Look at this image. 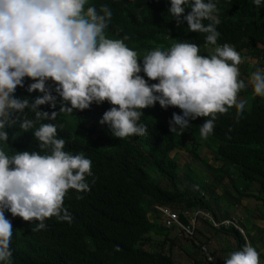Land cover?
<instances>
[{"label":"clouds","instance_id":"obj_1","mask_svg":"<svg viewBox=\"0 0 264 264\" xmlns=\"http://www.w3.org/2000/svg\"><path fill=\"white\" fill-rule=\"evenodd\" d=\"M218 3L170 0L168 11L178 26L186 23L190 32L205 34L207 44L214 46L212 54L202 55L200 45L182 40L168 50L152 49L141 60L137 50L125 43L127 37L107 35L113 17L108 4L97 8L91 0H0V264H13L14 229L6 210L13 217L38 222L33 230L40 231L51 217L71 223L74 217L64 206L66 194L70 189L81 193L91 189V159L66 150L57 125L44 121L107 101L112 107L100 123L107 125L114 137L143 136L147 133L146 125L140 122L143 109L158 102L162 108L181 110L182 114L173 113L171 132L183 133L192 120L210 117L199 126L201 138L207 139L214 132L217 114L228 113L233 107L243 114L247 101L239 99V94L248 83L241 78L239 66L246 58L241 55L244 51L218 44ZM253 3L264 6V0ZM205 20L212 22L205 24ZM25 78L32 81L27 91L40 93L34 99L15 95ZM149 80L158 82L150 84ZM49 81L55 84L54 90ZM249 82L253 94L264 97V68L253 71ZM58 97L59 111L41 109L43 105L56 109ZM17 123L24 132L34 129L40 150L14 154L5 150L7 130ZM158 208L170 211L153 205L149 214L155 215L158 224L185 236L175 226H166ZM197 212H204L216 224L238 219L244 234L233 227H216L210 219L197 217ZM171 213L185 227L194 221L195 229L197 221L206 220L216 229L237 231L247 238L240 216L215 219L207 211L192 209L186 214L188 224H184L177 213ZM202 246L212 262L199 254L213 263L212 250L199 245V251ZM224 264H261L260 253L248 242L231 252Z\"/></svg>","mask_w":264,"mask_h":264},{"label":"trees","instance_id":"obj_2","mask_svg":"<svg viewBox=\"0 0 264 264\" xmlns=\"http://www.w3.org/2000/svg\"><path fill=\"white\" fill-rule=\"evenodd\" d=\"M91 2L97 8L101 4L112 8L113 17L107 35L121 39L127 37L125 43L137 50L141 60L152 49L168 50L182 40L200 45L202 55L213 52L214 46L207 44L205 34L190 32L186 23L177 25L168 13L170 0ZM218 7L217 15L221 21L217 25L221 33L218 44H230L238 52L248 51L264 62V6L257 7L253 0H219ZM140 74L144 76L143 72ZM157 82L149 80L150 84ZM30 83L32 81L25 78L24 86L18 87L15 95L30 99L40 95L27 91ZM48 86L55 88L51 81ZM244 97H250L249 110L238 114L233 107L228 113L217 114L214 132L207 138L209 143L210 140L217 141L215 156L220 163L217 168L204 163L197 154L201 142L205 141L200 136L199 126L210 117L192 120L191 127L183 133L171 132L173 113H181V110L171 106L162 108L158 102L143 109L140 122L147 127L143 136L114 137L108 126L100 123L104 112L112 107L107 101L99 105L93 103L82 111L74 109L72 113H61L53 121H44L57 125L58 136L66 140V150L73 154L83 153L91 159L93 176L88 177L91 189L83 193L70 189L66 194L64 206L74 217L71 223L51 217L46 221V228L40 231L33 230L38 222L13 217L6 210L5 215L12 221L14 229L13 264H176L170 253L175 241L181 239L191 244V250L186 254L195 263L211 264L200 254L198 256L199 245L207 243L194 244L197 234L205 236L203 224L230 236L235 244L234 251L242 249L249 241L237 231L216 229L208 221L199 220L202 227H197V221L194 234L191 237L181 234L179 239L176 233L160 226L149 213L153 205L164 206L177 213L184 224H188L186 214L192 209L207 211L215 219L228 216L222 213L218 217L205 193L201 192L192 199L177 189L179 167L172 154L182 148L216 174L210 186L207 183L202 185L204 191L213 189L214 185H225L226 178L231 183L229 189H225L227 197L241 195L244 198L248 196L246 187L252 185L257 187L258 194L264 195V97L254 95L250 84L239 94V99ZM59 107L58 97L56 109L48 105L41 106V109L51 113L59 111ZM32 115L29 113V117ZM7 131L9 141L4 147L9 154L40 150L39 142L32 134L34 129L24 132L17 123ZM150 172L157 173L169 183V187H161ZM233 175L243 181L244 190L236 187ZM167 244L169 251H165ZM198 257L203 261L196 259ZM260 259L264 264V251Z\"/></svg>","mask_w":264,"mask_h":264},{"label":"rangeland","instance_id":"obj_3","mask_svg":"<svg viewBox=\"0 0 264 264\" xmlns=\"http://www.w3.org/2000/svg\"><path fill=\"white\" fill-rule=\"evenodd\" d=\"M208 51L209 50H207V52ZM240 99L247 101L245 109L249 110L251 103L250 97H244ZM208 141L209 140L205 139V141L201 142V147L198 149L197 154L200 160H204V163H208L213 168H217L220 164L215 156L217 141L213 142L210 140L212 144ZM172 156H175L179 167L177 189L180 190L181 193L186 192L187 196L192 199L197 197V195H199L201 192L205 193L206 200H209L212 211L218 217H221L222 213H227L229 217L240 216L244 218L242 225L245 232V228L248 230L246 232L247 239L254 247H256L260 254H262V251H264V220L262 219L264 218V195L258 194L257 187L255 185L246 187L247 190L245 193H247L248 196L244 198L241 195H237L235 198L227 197L224 195V193H226L225 189H229L231 183L230 180L225 178V185H214L213 189L204 191L201 189L202 185L207 183V185L210 186L216 174L212 172V170L205 167L202 162L193 159L185 151V148L175 151ZM149 174L155 182L160 184L161 187H169V183L163 180L157 173L150 172ZM235 179L236 175H233L232 181L234 182ZM235 183H237V188L243 187V181L241 179H236ZM244 189L245 188L239 190ZM230 190V192H232L233 189L230 188ZM220 195L222 197H220ZM255 196L257 197L255 198ZM203 225L206 230L205 236L203 237L197 234V240L194 242V244L198 246V243H207L205 245H207L213 253V263L211 264H224V259L231 252H233L235 248L232 238L213 230L205 224ZM197 227H202V223L200 221H198ZM179 237L177 236V238ZM181 238L182 237L179 239ZM190 245L191 244L189 242L183 239L175 241L174 247L171 248L170 254L176 264H197L186 254L187 250H191ZM168 247L169 245L167 244L165 251H169ZM200 258L201 257H198L196 259ZM261 264H263L262 261Z\"/></svg>","mask_w":264,"mask_h":264},{"label":"built area","instance_id":"obj_4","mask_svg":"<svg viewBox=\"0 0 264 264\" xmlns=\"http://www.w3.org/2000/svg\"><path fill=\"white\" fill-rule=\"evenodd\" d=\"M158 210L163 214L164 219H165L164 221H165V224H166L167 227L175 226L180 231H183L186 237H191L193 235V232H194V221H192L191 224L188 227H185L178 221L177 217L174 214H172L169 210L164 209V208H158ZM196 215H197V217L201 216V217H205V218H208V219L211 220V218L207 214H205L204 212H197ZM213 224L216 227H218V226L233 227L238 232H240L242 235L244 234L243 230H241L240 227H239L238 219L224 221L221 224H216V223L213 222ZM200 252L202 253V255L206 258V260L208 262H212L211 255H210V253L208 252V250H207V248L205 246H202L200 248Z\"/></svg>","mask_w":264,"mask_h":264},{"label":"crops","instance_id":"obj_5","mask_svg":"<svg viewBox=\"0 0 264 264\" xmlns=\"http://www.w3.org/2000/svg\"><path fill=\"white\" fill-rule=\"evenodd\" d=\"M241 55L242 57L246 58L245 62L239 66L241 71V78L251 85V83L249 82L251 73L255 71L257 68H264V62L260 61L258 57L251 56V53L247 51L242 52ZM151 217L155 219L154 214H152ZM175 233L177 232L174 231L173 234Z\"/></svg>","mask_w":264,"mask_h":264}]
</instances>
